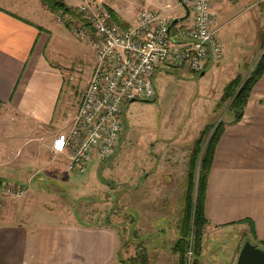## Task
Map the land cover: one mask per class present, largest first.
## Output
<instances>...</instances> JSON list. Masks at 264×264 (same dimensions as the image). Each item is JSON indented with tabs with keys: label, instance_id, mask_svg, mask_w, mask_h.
Instances as JSON below:
<instances>
[{
	"label": "crops",
	"instance_id": "1",
	"mask_svg": "<svg viewBox=\"0 0 264 264\" xmlns=\"http://www.w3.org/2000/svg\"><path fill=\"white\" fill-rule=\"evenodd\" d=\"M73 1L64 0L70 7ZM192 1L105 3L127 26L145 4L170 10L183 27L191 20ZM178 7L184 9L182 14L176 12ZM212 11L223 58L210 61L203 72L227 71L225 85L241 68L255 65L257 60L248 65L245 56L262 52L264 0H212ZM63 24L58 12L50 11L42 0H0V181L24 184L29 187L28 196L48 194L52 185L70 187L76 175L66 169L65 155L54 154L50 148L55 135L72 125L78 106L69 97L65 106L58 105L65 68L46 53L52 36L60 39ZM91 58L87 80L94 50ZM225 115L227 126L207 177L204 230L230 233L238 228L249 233L251 243L264 246V72L250 92L242 118L229 124L233 114ZM189 157L186 154L184 161ZM164 164L174 168L170 161ZM21 214L16 209L0 214V264H112L117 239L109 227L71 220L35 223Z\"/></svg>",
	"mask_w": 264,
	"mask_h": 264
},
{
	"label": "rangeland",
	"instance_id": "2",
	"mask_svg": "<svg viewBox=\"0 0 264 264\" xmlns=\"http://www.w3.org/2000/svg\"><path fill=\"white\" fill-rule=\"evenodd\" d=\"M82 1H73L72 8L77 13ZM88 1L96 9L107 7L108 0ZM113 1L116 5L124 2ZM176 12L182 14L184 9L178 7ZM77 24L80 23L73 20L70 25ZM61 27L60 39L53 35L46 53L50 60L65 68L58 102L65 106L67 97L72 105L78 102L86 85L93 49L68 26ZM259 57L257 51L243 60L249 65ZM253 67L241 68L237 75L247 77ZM201 73L191 72L187 64L160 66L154 74L155 98L137 99L126 105L123 131L111 157L102 161L94 158L84 174L74 175L70 187L52 185L48 194L37 192L28 196L26 191L18 198L1 199L0 214L16 209L22 210L19 215L22 219L35 223L71 220L109 227L117 239L112 264H121L117 253L124 264H129L139 246L146 247L148 264H176L177 255L172 253L171 245L176 238L188 165L184 156L191 153L194 140L206 133L199 161L209 134L219 120L225 122L224 115L228 112V103L219 104L226 85L224 80L229 76L227 71L218 74L217 70L206 69ZM164 161L172 162L174 168L167 167ZM229 231L204 230L198 264L235 263L237 251L251 239L244 230L231 228Z\"/></svg>",
	"mask_w": 264,
	"mask_h": 264
},
{
	"label": "built area",
	"instance_id": "3",
	"mask_svg": "<svg viewBox=\"0 0 264 264\" xmlns=\"http://www.w3.org/2000/svg\"><path fill=\"white\" fill-rule=\"evenodd\" d=\"M77 11L88 27L77 24L71 30L90 44L94 63L72 125L55 135L50 148L65 155L69 172L81 175L94 158L102 161L113 155L126 105L155 98L154 74L160 66L187 64L191 72H202L210 61L223 57V49L212 0H193L190 22L177 25L174 33L170 30L174 18L164 8L141 5L126 27L110 22L107 8L93 9L88 0ZM58 16L62 22L69 20L67 14ZM26 191L24 184L0 181V200L21 197Z\"/></svg>",
	"mask_w": 264,
	"mask_h": 264
},
{
	"label": "trees",
	"instance_id": "4",
	"mask_svg": "<svg viewBox=\"0 0 264 264\" xmlns=\"http://www.w3.org/2000/svg\"><path fill=\"white\" fill-rule=\"evenodd\" d=\"M42 2L52 12L67 14L69 16V21L64 23L68 27H71L70 24L73 22V20L79 22L81 26L88 27V23L84 21L81 15L77 13L72 7L68 6L64 0H42ZM106 8L112 16L110 18V22L125 27L126 24L122 23V21L118 19L116 13L108 6ZM170 30L172 33H174L176 30V24H172L170 26ZM263 48L264 26L261 31V49ZM263 72L264 53L254 65L247 77H241L240 75H237L224 86L223 92L219 99V104L228 103L227 109L233 114V119L229 124L236 123L242 118L250 92ZM226 126L227 123L222 120H219V122L216 124L213 131L209 134L206 140L199 164L198 157L202 149V143L204 141L203 136L206 133L197 138L193 143V149L190 153L187 165L183 192L181 194L179 219L176 222V238L171 245L172 253L177 255L176 264L199 263L202 250L203 232L207 223V219L204 215L207 177L211 167L216 144ZM258 245L264 249V246L261 244ZM117 256L120 262H125L120 258L119 253H117ZM128 263L148 264L146 247L140 248L139 246L137 255L130 258Z\"/></svg>",
	"mask_w": 264,
	"mask_h": 264
},
{
	"label": "water",
	"instance_id": "5",
	"mask_svg": "<svg viewBox=\"0 0 264 264\" xmlns=\"http://www.w3.org/2000/svg\"><path fill=\"white\" fill-rule=\"evenodd\" d=\"M178 21V18H174L172 24H175ZM263 53L264 49L262 50L260 57ZM201 74H203V71ZM132 101L135 100H131V102ZM235 264H264V249L250 241H245L238 252Z\"/></svg>",
	"mask_w": 264,
	"mask_h": 264
}]
</instances>
